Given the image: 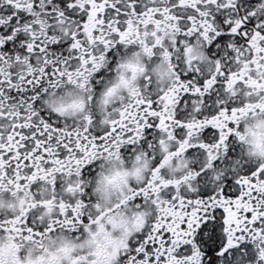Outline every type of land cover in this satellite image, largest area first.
I'll return each instance as SVG.
<instances>
[{"label": "snow or ice", "instance_id": "obj_1", "mask_svg": "<svg viewBox=\"0 0 264 264\" xmlns=\"http://www.w3.org/2000/svg\"><path fill=\"white\" fill-rule=\"evenodd\" d=\"M0 264H264V0H0Z\"/></svg>", "mask_w": 264, "mask_h": 264}]
</instances>
